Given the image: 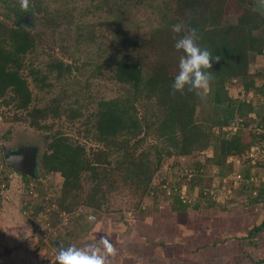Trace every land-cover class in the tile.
I'll list each match as a JSON object with an SVG mask.
<instances>
[{
  "label": "trees",
  "instance_id": "1",
  "mask_svg": "<svg viewBox=\"0 0 264 264\" xmlns=\"http://www.w3.org/2000/svg\"><path fill=\"white\" fill-rule=\"evenodd\" d=\"M4 3L6 19L16 24L33 12L43 17L46 27L52 24L59 48L70 59L65 62L51 52H40L39 33H32L25 25L11 26L0 18V101L15 107L16 115L9 119L28 120L37 130L52 133L42 169L44 176L59 173L63 178L57 198L60 209L56 218L53 216L55 220L49 217L52 226H62L61 213H70L80 204L75 200L84 189V178L92 185L84 203L101 209L106 201L103 187L113 170L155 201L163 194L171 198L170 208L176 213L197 212L199 202L209 196L210 188L202 181L207 164L217 167V177L224 178L232 171L231 156H246L242 187L257 191L249 204L264 202V182L249 188L245 184L264 173L263 165L253 173L248 158L254 146L264 150V114L252 100L233 97L228 88L237 82L247 95L253 92L264 97V82L258 86V75L249 71L252 58L264 54V10L259 6L264 0H29L26 9L20 7V0ZM71 4L73 11L67 10ZM179 22L196 28L199 43L221 56L209 69L213 80L205 98L210 108L202 120L198 118L202 97L195 91L174 92L171 87L181 55L174 43L182 35L174 33L171 26ZM87 29L90 35L83 44ZM83 55L85 62L78 58ZM25 70L26 76L22 73ZM56 88L61 92L54 96ZM254 114L262 118L258 125L263 131L245 135ZM237 118L243 119V127L230 135L225 128ZM61 120L79 125L82 137L97 148L88 150L85 144L54 130V124ZM210 148L212 157L188 165L176 161L172 181L164 176L155 185L166 159L192 158ZM6 152L2 151L5 170L1 167V182L7 190L0 193V201L10 193L17 176L27 198H34L37 190L42 193L31 187L32 182L38 186L41 182L6 164ZM194 192L199 200L191 197ZM216 203L213 200L210 207L215 208ZM30 206L34 219L46 211L37 202H26V208ZM263 231L264 222L248 237ZM261 240L258 247L264 252V236ZM198 250L194 247L192 252Z\"/></svg>",
  "mask_w": 264,
  "mask_h": 264
},
{
  "label": "rangeland",
  "instance_id": "2",
  "mask_svg": "<svg viewBox=\"0 0 264 264\" xmlns=\"http://www.w3.org/2000/svg\"><path fill=\"white\" fill-rule=\"evenodd\" d=\"M7 0H0V18L9 21V24L14 26L16 23L11 19H6L8 10L5 8ZM71 5L67 6V10L71 9ZM264 10V3L259 5ZM64 10V11H67ZM70 11H73L70 10ZM69 14L71 12H68ZM137 18V17H136ZM135 18V19H136ZM137 20H139L137 18ZM231 21H233L231 19ZM90 25L94 23L93 19L90 21ZM98 22V21H96ZM134 22V21H133ZM133 24V23H132ZM17 25V24H16ZM43 22V17L39 14H34L27 22V30L32 33H39L40 52H51L53 55L65 62H70L67 55L63 54V51L59 48L57 34L54 32V26L48 25ZM133 30H136L135 23L132 26ZM34 31V32H33ZM89 30L83 32L82 43L84 44L88 38ZM56 34V35H55ZM79 61L85 62L87 58L83 55L78 57ZM249 71L251 74H257L256 84L260 86L264 82V54L254 56L251 60ZM24 76L27 75V71L22 72ZM30 89L36 92V87L32 79L28 76ZM230 94L238 100H252L255 108L264 114V97L250 93L247 95L242 89V86L237 82L228 84ZM61 92L56 88L54 96H57ZM208 94V93H207ZM207 96V95H206ZM210 108V103L205 97L200 100V107L198 111L199 120L206 118V110ZM15 107H7L3 101H0V168L5 170L3 165L2 151H13L21 146H34L38 150V168L37 174L38 182H32L31 187H38L41 192L35 191L34 198H27V192L21 182V177L17 176L12 182V188L10 193L4 200L0 201V264H57L56 255L60 247H68L72 244H84L89 238L93 226L95 224L103 223L104 226L113 222V229L124 228L125 232L121 233L132 235L134 242L133 246H139L137 251V257L142 256L144 258H152V253L164 252L163 258L158 262H147V264H192V256L194 253H187L189 244L194 243L200 245L199 241L194 239L202 235L200 232L193 231L197 229L199 231L207 232L210 227L213 228V232H221L226 238H229V242L239 246H246L250 244L255 248V242H259V235H255L249 238V233L255 227L261 225L264 222V202L261 204L251 205L249 200L251 196H256L257 191H247L242 187V184L238 180V175H242L246 168V156L237 157L231 156L229 163L232 165V171L228 172L224 178L217 177V167L207 164L204 169L203 185H207L210 190L207 191L209 196L205 200H201L200 210L197 212L177 213L171 210V198L160 195L159 199L155 201L153 197L145 196L141 190L135 189L129 183H125L122 175L119 172L111 173V176L106 181L103 190L106 195V201L102 204L101 209L96 210L89 208L84 203L85 197L91 192L92 185L84 178V189L79 192L76 202H80L78 206L73 208L74 211L63 212V214L70 215V220L67 224L62 226H52L49 222V217L54 219L57 211L60 209L57 202L58 196H60L63 178L59 173H50L44 176L42 169V160L44 153L47 151V146L51 142L50 131L37 130L30 125L28 120L13 121L9 118H14L16 115ZM26 115V112H19ZM7 119H9L7 121ZM262 118L254 114L249 117L251 121L247 127L248 131L245 135H248L251 131L263 130L259 127L258 122ZM49 123H52L49 121ZM264 125V124H261ZM54 130H60L63 134L68 135L74 141L85 144L87 149L97 148L91 142H88L83 136L82 128L79 125L72 126L68 122L61 120L54 124ZM80 128V131L79 129ZM81 134V135H79ZM257 147V146H256ZM254 148V147H253ZM212 148L196 153L192 158H169L163 163L162 170L159 172V177L155 180V185L159 184V181L164 176L169 178L171 182L173 179V173L171 169H174L172 165L179 161L183 165L194 164L196 161H205L207 158L212 157ZM254 166V165H253ZM261 170V166H254L252 172L256 173ZM189 175L192 173L188 170ZM163 174V175H161ZM216 174V175H215ZM262 177H254L253 182L245 183L246 186L252 185L260 186L261 182H264V173ZM243 176V175H242ZM190 178V177H189ZM20 180V181H19ZM217 188V190H215ZM245 190V192H244ZM44 191V192H43ZM182 191L186 192V188ZM213 191V193H211ZM188 192V191H187ZM41 193V195H39ZM44 194V196H42ZM197 192L193 193L191 197L196 200L198 197ZM229 198H228V197ZM227 197V198H226ZM216 201V207L211 208L212 201ZM228 199V200H227ZM230 199V200H229ZM199 200V198H198ZM197 200V201H198ZM32 201L33 204L39 203L46 211L41 212L40 216L35 219L31 217L33 206L26 208V202ZM248 204H247V203ZM215 203V202H214ZM220 206V207H218ZM159 210L156 212V210ZM144 212V215L142 213ZM160 214V215H159ZM94 215L96 220L94 222L87 219L88 216ZM160 219H159V216ZM54 216V217H53ZM56 218V217H55ZM163 218V219H162ZM55 220V219H54ZM164 220L169 222L165 224ZM61 219L59 222H62ZM110 221V222H109ZM52 229L49 234L47 229ZM201 224V225H200ZM203 224V225H202ZM119 226V227H116ZM159 226H163L160 228ZM106 228V227H104ZM161 230H159V229ZM161 232V234H158ZM264 236V231L260 233ZM222 235L217 236L216 240L224 239ZM209 238V234H207ZM138 240V242L135 241ZM118 247V245L116 244ZM115 246V248H116ZM168 246L173 252L165 251ZM192 248L193 244L190 245ZM180 248V249H179ZM196 248V247H195ZM163 249V251H160ZM219 249V248H218ZM216 249L215 252H218ZM227 249V248H226ZM224 249V250H226ZM243 249V247H242ZM179 250V251H178ZM223 250V249H222ZM221 252V250H220ZM230 252H234L231 250ZM167 253V254H166ZM257 256V255H256ZM143 257V256H142ZM258 258V256H257ZM191 260V263H189ZM199 260V261H198ZM203 257L195 259V263H202ZM198 261V262H196ZM142 262H146V259H142ZM225 264H233V260H224ZM114 263L119 264L120 260L115 259Z\"/></svg>",
  "mask_w": 264,
  "mask_h": 264
},
{
  "label": "clouds",
  "instance_id": "3",
  "mask_svg": "<svg viewBox=\"0 0 264 264\" xmlns=\"http://www.w3.org/2000/svg\"><path fill=\"white\" fill-rule=\"evenodd\" d=\"M29 0H20L21 8H28ZM172 31L178 35L175 39L174 48L181 53L178 62V72L172 81V90L183 93L195 91L202 98L209 91L213 80V62H219L220 55L202 46L198 30L187 27L179 22L172 26ZM10 159L19 161L21 157L13 156ZM89 221H94L95 216H88ZM114 252L113 245L106 236H101L99 243L87 244L83 247L72 244L68 247H60L56 255L57 264H110L109 255Z\"/></svg>",
  "mask_w": 264,
  "mask_h": 264
},
{
  "label": "crops",
  "instance_id": "4",
  "mask_svg": "<svg viewBox=\"0 0 264 264\" xmlns=\"http://www.w3.org/2000/svg\"><path fill=\"white\" fill-rule=\"evenodd\" d=\"M159 219H160V216H159ZM166 222L167 221L164 220V223L160 222L159 225L165 224ZM112 223L113 222L108 223L105 226L103 223H100L98 225L95 224L93 226V230L91 231L89 238L86 240V243H84V244L78 243L76 245L83 247V246H85L87 244H91V243H97L98 244L100 237L106 236L110 240V242L114 248V252L111 254H108L110 264H117V263H114L115 259L120 260L119 264H147V262H152V261L158 262L163 258L164 252H155L156 250L153 251L152 256H151L152 258H149V260H147V258H144L143 251H142L143 257L142 256L137 257V251H139V246L138 245L137 246L132 245L134 243V242H131L134 239V238L132 239V237H131L132 235L127 234L125 236V234H123V233H121V235L118 234L119 232H125V229L124 228L113 229L114 226ZM167 223H169V222H167ZM104 227H106V228H104ZM116 227H119V226H116ZM159 227L162 228L163 226H159ZM212 228L213 227L211 226L210 230H207V232H203L202 235H199L194 239V241L200 242L199 246L194 244V243H191V244H193V247L190 248L191 244H189L186 251H187V253H191L190 256H192V253H193L192 249L194 247H199V250H198L199 252L194 253L192 256V259H191L192 264L195 262L196 258L199 259V258H201V256L203 257L202 263H204V264H225V262H224L225 259H226V261L227 260H233L234 261L233 264H236V263L237 264H254V262L252 260H250L248 255H251V257H253L254 261L256 262L255 264H264V262H263L264 261V252H261L260 248L258 247V244H260L262 242L261 237L263 235L258 234L259 235L258 237H260V240H259V242H255V248H254V246L247 244L245 247L242 246L243 247V249H242L241 246L236 244V241H233L234 243L231 244L229 242V238H226L224 235H222L221 232L214 233L213 232L214 230H211ZM193 231L197 232L196 229H194ZM158 234H161V232H159ZM207 234H209V238L207 237ZM219 235H222V237H225V238L220 239V240H216L215 238H217V236H219ZM135 241L138 242V240H136V239H135ZM116 244L118 245V247L116 246ZM115 246H116V248H115ZM166 248H168V249L165 251L174 253V251L171 250V248L175 249V247L168 246ZM216 249H218V252H215ZM224 249H226V250H224ZM220 250H221V252H220ZM231 250H233L234 252L233 253L230 252ZM160 251H163V249H161ZM256 255L258 256V258ZM142 259H143V261H144V259H146V262H142ZM191 260L189 263H191ZM198 261H196V262H198ZM195 264H197V263H195Z\"/></svg>",
  "mask_w": 264,
  "mask_h": 264
},
{
  "label": "water",
  "instance_id": "5",
  "mask_svg": "<svg viewBox=\"0 0 264 264\" xmlns=\"http://www.w3.org/2000/svg\"><path fill=\"white\" fill-rule=\"evenodd\" d=\"M34 14L36 13L33 12L25 16L23 19L17 22L16 27L19 28L21 27V25L26 26L27 22ZM38 150L39 149H37L36 147L31 146L27 149L20 148V149H17L16 151H9L5 153V162L13 170L37 179L38 178V174H37ZM13 156H19L21 157V159L19 161L10 159Z\"/></svg>",
  "mask_w": 264,
  "mask_h": 264
},
{
  "label": "built area",
  "instance_id": "6",
  "mask_svg": "<svg viewBox=\"0 0 264 264\" xmlns=\"http://www.w3.org/2000/svg\"><path fill=\"white\" fill-rule=\"evenodd\" d=\"M242 123H243V119L237 118L235 121H233L225 129L229 132L230 135H234L238 132V130H240L243 127ZM248 158H250L252 160V163H251L252 165H254L256 167L263 165V167H264V150H261L259 147L254 146V148H252L251 153H250ZM254 177L255 176H253L249 181H246V183L249 184L250 182H253L252 180L255 179ZM238 180L241 183H244V181H245V180H243L242 175H238ZM6 190H7L6 184L1 182V168H0V193L6 194ZM215 190H217V188ZM211 193H213V191ZM63 215L64 216L61 215L63 222H64V224H67V222L70 218V215H66V214H63ZM92 216H94V215H92ZM47 231L49 232V234L52 232V229L50 228V224H49V228L47 229Z\"/></svg>",
  "mask_w": 264,
  "mask_h": 264
},
{
  "label": "flooded vegetation",
  "instance_id": "7",
  "mask_svg": "<svg viewBox=\"0 0 264 264\" xmlns=\"http://www.w3.org/2000/svg\"><path fill=\"white\" fill-rule=\"evenodd\" d=\"M29 147H31V146H26V145H25V146H21V147H19V148H17V149H20V148L27 149V148H29ZM17 149H16V150H17ZM16 150H13V151H16ZM7 152H9V151H7ZM7 152H6V153H7Z\"/></svg>",
  "mask_w": 264,
  "mask_h": 264
}]
</instances>
